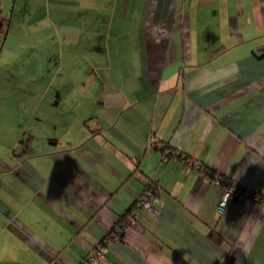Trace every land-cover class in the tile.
Masks as SVG:
<instances>
[{
	"label": "crops",
	"instance_id": "obj_1",
	"mask_svg": "<svg viewBox=\"0 0 264 264\" xmlns=\"http://www.w3.org/2000/svg\"><path fill=\"white\" fill-rule=\"evenodd\" d=\"M0 41V264H264L206 171L264 190V0H0Z\"/></svg>",
	"mask_w": 264,
	"mask_h": 264
},
{
	"label": "built area",
	"instance_id": "obj_2",
	"mask_svg": "<svg viewBox=\"0 0 264 264\" xmlns=\"http://www.w3.org/2000/svg\"><path fill=\"white\" fill-rule=\"evenodd\" d=\"M152 143L158 145V142L152 137ZM168 154L164 153L163 159L166 160ZM217 180L222 184L223 191L218 201L217 210L222 212L228 201L232 198L233 195L243 196L250 199L253 203L264 207V190H254L252 188H245L241 186L238 182L230 180L227 178H217ZM150 184H154L153 182ZM146 193L143 194L138 199V206H145L153 212H157V209L152 204V199L157 189L147 188ZM136 218V214L134 215ZM134 218V217H133ZM105 248L104 245H99L93 253L87 255L79 264H95L99 257L102 256Z\"/></svg>",
	"mask_w": 264,
	"mask_h": 264
},
{
	"label": "rangeland",
	"instance_id": "obj_3",
	"mask_svg": "<svg viewBox=\"0 0 264 264\" xmlns=\"http://www.w3.org/2000/svg\"><path fill=\"white\" fill-rule=\"evenodd\" d=\"M11 5H12V3L10 4V6L8 7V9H10L11 8ZM17 27H21V25H20V21H17V20H12L11 21V25H10V28H9V32H10V34H8L9 36H8V38H7V40H6V42H5V44H6V47H4V49L5 50H7L8 48L9 49H12L14 46H16V44H17V41H16V38H14V36H13V33L15 32V30L17 29ZM6 36V35H5ZM2 38H3V35H2ZM2 41V40H1ZM1 41H0V43H1ZM6 52H3V55L5 54ZM4 57V56H3ZM16 57V56H15ZM14 57V62L13 61H10L9 62V64H10V67L11 68H7L6 70H3V71H1L0 72V75L1 74H3L4 75V71L6 72V75H4V76H7L8 77V79H3V80H8L10 83H13L14 82V78H13V76L14 75H16L20 70H18V68L19 67H17V65L18 64H20L21 63V61H19V60H16V58ZM11 58V57H10ZM4 59H9V57H5ZM13 58H11V60H12ZM13 68V69H12ZM2 80V81H3ZM16 83H13L12 85H10V84H3V86L4 87H6L5 88V90H4V92H14L15 90H16V86L17 85H15ZM13 87V88H12ZM1 91V90H0ZM17 91V90H16Z\"/></svg>",
	"mask_w": 264,
	"mask_h": 264
},
{
	"label": "trees",
	"instance_id": "obj_4",
	"mask_svg": "<svg viewBox=\"0 0 264 264\" xmlns=\"http://www.w3.org/2000/svg\"><path fill=\"white\" fill-rule=\"evenodd\" d=\"M169 151H170V146L168 147H166ZM169 153V152H168ZM172 153V150L170 151V154ZM206 171H207V173L209 174V175H211L212 176V178H222L221 176H215L212 172H210V170L209 169H206ZM215 176V177H214ZM155 188V189H157V187H156V184L154 183V184H150V183H148L147 184V187L146 188ZM236 197H238L237 195H233L232 196V198H236ZM231 198V199H232ZM134 210V208L133 207H131L128 211H127V213H126V215L127 214H129V216H130V214H132L133 211ZM126 215H124L122 218H120V219H118V221H117V225H120V226H122V225H124V224H127V223H131V219L132 218H127L126 217ZM124 217H126V218H124ZM124 222V223H123ZM207 237L212 241V242H215L216 244H218V243H220L221 242V240H222V237H221V235L218 233V232H216L214 229H211V230H209V232L207 233ZM104 239L105 238H102L98 243H97V247L99 246V245H104L105 244V241H104ZM232 263V259L230 258V255H227L226 254V256L224 257V260L222 261V262H220V264H231Z\"/></svg>",
	"mask_w": 264,
	"mask_h": 264
},
{
	"label": "clouds",
	"instance_id": "obj_5",
	"mask_svg": "<svg viewBox=\"0 0 264 264\" xmlns=\"http://www.w3.org/2000/svg\"><path fill=\"white\" fill-rule=\"evenodd\" d=\"M246 251H247L246 248H241V249H240V252H242V253H246Z\"/></svg>",
	"mask_w": 264,
	"mask_h": 264
}]
</instances>
